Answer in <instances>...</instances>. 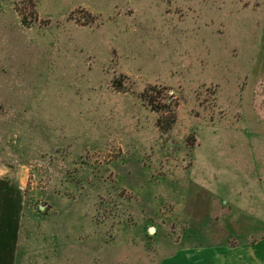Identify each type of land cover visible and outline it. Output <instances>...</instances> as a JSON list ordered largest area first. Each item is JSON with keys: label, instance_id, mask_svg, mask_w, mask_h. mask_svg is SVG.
I'll use <instances>...</instances> for the list:
<instances>
[{"label": "rangeland", "instance_id": "rangeland-1", "mask_svg": "<svg viewBox=\"0 0 264 264\" xmlns=\"http://www.w3.org/2000/svg\"><path fill=\"white\" fill-rule=\"evenodd\" d=\"M263 4L0 0V160L28 171L16 264H160L215 241L221 203L264 179ZM149 86L173 104L151 111Z\"/></svg>", "mask_w": 264, "mask_h": 264}, {"label": "crops", "instance_id": "crops-1", "mask_svg": "<svg viewBox=\"0 0 264 264\" xmlns=\"http://www.w3.org/2000/svg\"><path fill=\"white\" fill-rule=\"evenodd\" d=\"M262 20L253 53L252 72L256 81L264 80V17ZM27 172L20 163L0 160V264L17 261ZM262 180L259 177L253 182H241L237 199L221 203V212L214 214V233L209 235L214 242L178 246L160 264H264V187H258ZM241 200L251 205V211H243Z\"/></svg>", "mask_w": 264, "mask_h": 264}, {"label": "trees", "instance_id": "trees-1", "mask_svg": "<svg viewBox=\"0 0 264 264\" xmlns=\"http://www.w3.org/2000/svg\"><path fill=\"white\" fill-rule=\"evenodd\" d=\"M30 9L32 10L33 3L30 2ZM21 23L25 27H30L33 23V21L36 20V15L32 12L29 11V16L33 20H27L26 15L19 12ZM166 89L165 88H158L156 86H149L146 87L142 93H140L139 98L147 106L151 111L155 112H160L163 111L167 108H169L173 104V100L165 93ZM175 122V117L174 115H170L167 118H159L156 122L158 128L161 131H167L170 129L172 124Z\"/></svg>", "mask_w": 264, "mask_h": 264}, {"label": "water", "instance_id": "water-1", "mask_svg": "<svg viewBox=\"0 0 264 264\" xmlns=\"http://www.w3.org/2000/svg\"><path fill=\"white\" fill-rule=\"evenodd\" d=\"M152 230H153V229H151V230H150V233H152V232H153Z\"/></svg>", "mask_w": 264, "mask_h": 264}, {"label": "clouds", "instance_id": "clouds-1", "mask_svg": "<svg viewBox=\"0 0 264 264\" xmlns=\"http://www.w3.org/2000/svg\"><path fill=\"white\" fill-rule=\"evenodd\" d=\"M0 175H2V173H0Z\"/></svg>", "mask_w": 264, "mask_h": 264}]
</instances>
